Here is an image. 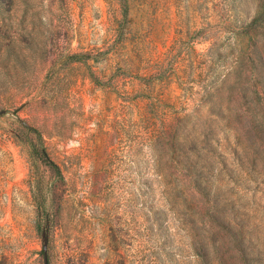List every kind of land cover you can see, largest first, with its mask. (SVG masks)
<instances>
[{
	"label": "rangeland",
	"instance_id": "rangeland-1",
	"mask_svg": "<svg viewBox=\"0 0 264 264\" xmlns=\"http://www.w3.org/2000/svg\"><path fill=\"white\" fill-rule=\"evenodd\" d=\"M260 11L14 0L28 57H0V264H264Z\"/></svg>",
	"mask_w": 264,
	"mask_h": 264
},
{
	"label": "trees",
	"instance_id": "trees-1",
	"mask_svg": "<svg viewBox=\"0 0 264 264\" xmlns=\"http://www.w3.org/2000/svg\"><path fill=\"white\" fill-rule=\"evenodd\" d=\"M14 0H0V36L5 40L0 42V57L2 60L10 62L6 67L7 70L16 71L19 68L25 67L28 54L20 51V48L15 45V38L10 34L11 25L4 22L5 15L8 14L12 8ZM264 21V12L258 13V18Z\"/></svg>",
	"mask_w": 264,
	"mask_h": 264
},
{
	"label": "water",
	"instance_id": "water-1",
	"mask_svg": "<svg viewBox=\"0 0 264 264\" xmlns=\"http://www.w3.org/2000/svg\"><path fill=\"white\" fill-rule=\"evenodd\" d=\"M46 250L44 249L43 250V253H44V262H45V264H46V262H47V259H46V252H45Z\"/></svg>",
	"mask_w": 264,
	"mask_h": 264
}]
</instances>
